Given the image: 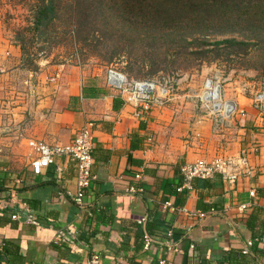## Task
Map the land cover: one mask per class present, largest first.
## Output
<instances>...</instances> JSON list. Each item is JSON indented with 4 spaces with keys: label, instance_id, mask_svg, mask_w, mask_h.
Segmentation results:
<instances>
[{
    "label": "crops",
    "instance_id": "1",
    "mask_svg": "<svg viewBox=\"0 0 264 264\" xmlns=\"http://www.w3.org/2000/svg\"><path fill=\"white\" fill-rule=\"evenodd\" d=\"M0 66V199L24 212L0 216V264L5 240L20 247L23 264H264V112L240 97L246 113L222 137L188 105L139 117L104 74L47 56L31 63L7 40ZM90 86L101 91L83 94ZM89 120L95 178L79 207L76 162L58 156L36 175L28 141L67 144ZM216 158L226 161L222 172L177 190L183 165ZM145 230L155 235L149 248ZM170 238L177 249L168 252Z\"/></svg>",
    "mask_w": 264,
    "mask_h": 264
},
{
    "label": "rangeland",
    "instance_id": "2",
    "mask_svg": "<svg viewBox=\"0 0 264 264\" xmlns=\"http://www.w3.org/2000/svg\"><path fill=\"white\" fill-rule=\"evenodd\" d=\"M222 1L238 6L222 12L207 10V0H0V40L18 44L31 63L47 56L91 76L117 67L135 78H167L172 98L157 109L188 105L224 137L238 117L214 131L194 94L220 70L227 95L253 106L264 91V0Z\"/></svg>",
    "mask_w": 264,
    "mask_h": 264
},
{
    "label": "built area",
    "instance_id": "3",
    "mask_svg": "<svg viewBox=\"0 0 264 264\" xmlns=\"http://www.w3.org/2000/svg\"><path fill=\"white\" fill-rule=\"evenodd\" d=\"M4 71L0 66V73ZM224 77L220 70H215L208 76L194 97L200 102V109L206 116L211 117L213 130L221 131L224 127L233 124L235 116L245 115V111L241 109L238 97L229 96L224 88ZM104 84L110 90L121 95L125 102L136 105L135 114L139 117L146 118L150 113L166 104L172 98V81L167 78H135L129 76L117 67H108L104 74ZM196 100V101H197ZM253 106L264 112V91L256 94L252 99ZM93 126L92 120L87 121L74 135L67 144L48 143L44 140L31 138L28 141L29 146L36 153V156L31 161L32 172L41 174L45 169L52 164L58 156H67L76 162L77 167V190L74 193L73 200L79 207L84 206V196L88 188L91 186L95 178L93 174ZM256 146L253 147L254 151ZM226 161L221 158L207 160H198L194 163L185 164L181 168L184 182L178 187L181 191L185 186H190V181L194 177H210L219 172H222ZM136 177H140L139 174ZM15 184L19 183V178H15ZM11 192L14 193V187H11ZM11 200L0 199V210L11 207ZM165 207L172 208L170 201L164 203ZM245 207V206H243ZM177 209V208H174ZM179 210L187 211L185 207ZM203 216V212H199ZM19 213H13L12 219H18ZM29 223L40 225L39 220L34 218L27 219ZM145 218L139 220L143 223ZM168 236H172V231H168ZM74 237V234L71 235ZM68 235L61 233L58 235V240L66 241ZM152 237L144 233V247L149 248L152 243ZM264 243V231L261 236ZM166 250L168 252L176 250V244L170 238L166 241ZM161 264L167 262L166 258L159 261Z\"/></svg>",
    "mask_w": 264,
    "mask_h": 264
},
{
    "label": "trees",
    "instance_id": "4",
    "mask_svg": "<svg viewBox=\"0 0 264 264\" xmlns=\"http://www.w3.org/2000/svg\"><path fill=\"white\" fill-rule=\"evenodd\" d=\"M218 1L219 0H207V2H205V4H204V7H206L207 10H211L213 8L212 5H214L215 7L223 6V4H222L223 1L220 4ZM237 6H238V4H234L232 7H237ZM232 7L229 8V6H223L222 12H224V9H231ZM50 10H51V6L49 4L39 8V11H37V17H36V21H35L36 25H39L42 23V21L45 18V15ZM99 91H101V88L96 87V86H90L88 88H83V94H85V95L86 94H97V92H99ZM20 212L21 211L17 207L12 206V207H9L7 209L0 211V216L1 215H4V216L8 215V217L11 218V215L13 213H20ZM21 213H24V212H21ZM144 233H147L150 236L155 237L154 234L150 233L148 230H145L142 234L143 243H144ZM19 248L20 247L17 244H14L12 242L10 243L8 240H5V242L3 244V251L8 255L7 264H23L24 259L18 253Z\"/></svg>",
    "mask_w": 264,
    "mask_h": 264
}]
</instances>
